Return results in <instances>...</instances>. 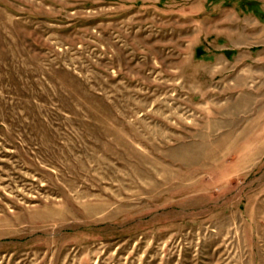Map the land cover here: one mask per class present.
Listing matches in <instances>:
<instances>
[{"label":"rangeland","instance_id":"374dc122","mask_svg":"<svg viewBox=\"0 0 264 264\" xmlns=\"http://www.w3.org/2000/svg\"><path fill=\"white\" fill-rule=\"evenodd\" d=\"M0 264H264V0H0Z\"/></svg>","mask_w":264,"mask_h":264}]
</instances>
